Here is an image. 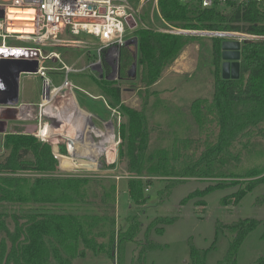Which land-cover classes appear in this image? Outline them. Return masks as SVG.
I'll return each instance as SVG.
<instances>
[{"label":"trees","instance_id":"obj_1","mask_svg":"<svg viewBox=\"0 0 264 264\" xmlns=\"http://www.w3.org/2000/svg\"><path fill=\"white\" fill-rule=\"evenodd\" d=\"M158 8L161 18L174 27L264 35L263 4L249 2L243 6L201 8L196 3L184 4L180 0H158ZM135 35L138 39L139 83L146 92L195 37L160 32L151 27L139 28ZM222 40L221 37L211 38L214 83L210 100L196 98L187 107H172L150 92L156 96L153 109L161 106L172 116V123L186 130L195 127L199 133L209 125L216 127L214 140L192 165L186 159L198 146L193 145L191 138H178L182 145L178 144L173 150L147 148L146 110L122 103L120 81L128 79L127 71L134 60L125 47L120 52L118 77H95L110 103L118 104L122 114L127 116V122L119 127V136L125 144L127 157V192L134 203L142 205L149 199L145 189L154 176L171 180L182 177L217 180L213 185L188 193L181 202L197 196L202 198L221 186L240 184V178L253 179L246 180L233 193L236 201L252 192L256 185L264 184V147L250 150L256 145L250 140L264 135V38L241 43L240 75L237 79H222L220 76ZM237 140L241 148L237 147ZM1 147L0 202L36 204L63 210L0 213V264H74L76 258L86 257L108 258L115 264H146V253L158 247L148 239L149 231L154 228L160 233L163 227H157L156 223H170L175 219L173 216H155L143 232L144 240L138 238L142 226L133 216L129 226L123 229L118 227L115 216L110 212L88 210L91 209L89 199L98 196L91 178L57 174L58 159L48 142L31 133L8 132ZM243 149L249 152L250 158L261 162L246 170H240L236 165L225 166L230 159H237ZM59 153L68 155L64 144L59 145ZM123 156L124 151L120 149L117 160ZM59 164L67 169L60 159ZM101 165L112 169L116 164L115 161L106 164L102 159ZM222 179L232 181L224 182ZM107 181V185L101 184L103 194L100 200L112 206L116 203L118 187L114 179ZM7 217L12 220V228ZM260 223L261 219L246 217L227 225V251L217 264H237L236 254L240 245ZM215 233H218L217 227ZM204 255L191 246L192 264H204ZM257 264H264V256L257 259Z\"/></svg>","mask_w":264,"mask_h":264},{"label":"rangeland","instance_id":"obj_2","mask_svg":"<svg viewBox=\"0 0 264 264\" xmlns=\"http://www.w3.org/2000/svg\"><path fill=\"white\" fill-rule=\"evenodd\" d=\"M128 1L135 9H139L140 3L138 0ZM139 15L141 19L138 21L139 26H141V23L151 28L165 26L158 6H154L152 2L145 4L140 9ZM193 35H195L193 41L187 46L189 52L186 62L184 60L185 64L187 61L190 63L189 67L191 71L188 73H173L174 71H169L168 67L161 77L151 85L147 92L144 88L140 87L138 66L135 78L122 79L120 81L122 87V103L136 109L144 107L146 110L148 130L147 148L152 150L155 147H166L167 149L173 150L178 144L182 145V142H178V138H191L194 143L193 145L197 144L198 146L197 150L186 159L187 163L191 165L199 159L206 146L214 140L216 127L209 125L201 133L195 127L186 130L179 124L172 123V116L170 117L169 114L162 110L160 105V107L153 109V102L156 98L155 94L172 107H187L196 98H207L209 100L212 98L214 83L212 71L214 65L211 53V38L214 36ZM77 37L88 40L89 42L95 41L93 36L86 34H80ZM11 43L17 45L22 44L19 42ZM47 50L59 52L60 58L64 63L77 68L76 71L68 74V78L73 84L76 100L82 108L92 114L94 123L99 127L96 128L93 126L89 129L85 139V136H78L76 131H71L66 126L64 128L65 132H62V136L64 134L74 136L75 142L79 144H76L75 151L71 155L68 153L66 157L75 159L73 161L92 160L94 158L92 154H88L89 156L86 159L82 156L87 152L85 149H89L87 147L85 148L86 143H89L90 140H94L95 143H101L103 136L100 134V131L104 132L103 134L105 135L108 134L102 128L103 125L98 118L113 121L116 138L114 143L112 141L105 145L106 148L104 151L103 149H99L100 152H104L103 158H101L100 154L94 153L98 157L95 168H73L70 164L71 161L66 159L67 163L71 166H67V169H65L60 166L58 159L57 174L84 175L91 178L94 191L98 193V196L95 199H89L88 204L91 205L89 206L91 209L88 210L100 213L110 212V214L115 216L118 227L123 229L129 226L131 223L130 218L133 216L141 222L142 230L138 238L143 240V232L155 216L175 217L170 223L163 224L162 222H158L155 224L157 227H163L162 232L158 233L154 228L149 231L148 239L158 244V247L146 253V264H192L193 260L190 257L191 246L197 248L201 253H205L204 264H217L227 251L228 235H225L227 232L226 226L233 224L241 218L254 217L261 219V223L246 235L236 254L237 264H257V259L260 256H264V239L262 238L264 232V184L256 185L252 192L247 193L240 200L236 201L233 193H235L241 184H245L246 180L253 179L240 178V184L221 186L202 198L197 196L181 202L182 198L187 196L188 193L201 190L208 185H213L217 180L197 177H182L171 180L154 176L151 179V183L145 189V193L149 195V199L142 205L134 203L129 199L128 192H124L127 190L128 180L126 168L127 157L125 154V144L119 136V127L121 123L127 122V116L122 114L120 108H118V104L114 105L111 103L110 105L116 110V113L112 115L111 110L104 103V99L107 101L108 99L95 81L96 72L88 66V60L96 56L95 48L54 46L47 48ZM125 51L133 56L137 52V48L135 49L133 46H130L126 47ZM47 65H51V63ZM51 66L59 67L60 62ZM181 69L184 70L185 67ZM47 72L53 84L57 85L61 83L64 77L63 71L50 69ZM21 80L27 91H33L36 88L41 93L42 81L36 78L33 73L21 74ZM150 92L155 94L152 95ZM24 131L27 132V130ZM8 132H21V128L15 127ZM28 133L35 132H31L30 130ZM80 133L83 134V131L81 130ZM3 138L4 136L0 143V159L2 158L1 146ZM88 138L90 139L89 141H87ZM250 142L256 143L253 148H251L252 146L250 147L251 152L256 148L264 147V135L254 136ZM236 144L238 148H241L238 140ZM110 149L113 151H110ZM120 149H123L124 156L121 159H116L117 163L115 160V167L112 169L102 167L101 160L104 159L106 164L111 163L112 160H109L111 155L113 156L114 154V157L116 155L118 156ZM241 152L237 159H230L229 163H226L225 166L228 164L236 165L240 170H246L256 163L261 162L257 158H250L247 150L243 149ZM233 153L235 152L233 151ZM116 176L119 178H116ZM108 179H114L118 187L116 203L112 206H107L100 200L101 194H103L101 184L107 185ZM222 180L224 182L232 181V179ZM201 200H204V203H200ZM49 210L61 211L63 209L44 208L36 204L0 202V213L8 215L11 213L22 214L31 211L48 212ZM6 220L10 228H12L13 223L11 218L7 217ZM216 227L218 228L217 234L215 233ZM131 245L133 247L135 246L134 243H131ZM73 262L74 264H115L113 260L108 258L90 257L82 259L76 258Z\"/></svg>","mask_w":264,"mask_h":264},{"label":"built area","instance_id":"obj_3","mask_svg":"<svg viewBox=\"0 0 264 264\" xmlns=\"http://www.w3.org/2000/svg\"><path fill=\"white\" fill-rule=\"evenodd\" d=\"M139 9H135L128 0H0L3 16L0 17V58L23 59L36 61L38 74L42 80L43 100L53 102L64 93L73 94V85L68 78L70 72L76 71L64 63L60 54L46 48L54 46H78L82 48H95L96 56L89 65L91 69H101L103 74L114 79L118 77L120 52L123 47L137 46L126 44L127 41L137 39L135 32L139 28H148L144 23L139 26L140 9L152 2L158 6V0H138ZM182 3H196L201 8L219 7L226 8L230 5H247L255 2L264 5V0H180ZM24 10L22 12H14ZM22 14V17L13 18L10 14ZM128 18L134 25L130 26ZM165 26H156L153 29L171 34H198L222 39L237 40L240 43L249 40L264 38V35L252 34L243 31H217V30H192L171 26L163 19ZM28 26V32L14 31L11 26ZM86 34L95 38L94 42L80 39L77 36ZM9 41V43H8ZM11 42H20L17 45ZM138 42V39H137ZM56 60L61 65L56 68L47 63ZM63 71L64 78L59 85L52 83L48 77V70ZM96 72V71H95ZM98 73L96 72V76ZM112 115L116 113L114 107L104 100ZM104 131L108 134L103 142L111 143L116 138L113 121L104 122ZM104 133V132H102ZM39 140L48 142V137L42 133H34ZM103 136V135H102ZM58 143V141H57ZM117 144V142H115ZM65 147L69 153L73 146L65 140ZM105 146L102 145L103 151ZM59 159V153L53 152ZM86 159V157H84ZM71 160H75L71 158ZM87 161V160H84ZM123 177V176H122ZM116 178H119L116 176Z\"/></svg>","mask_w":264,"mask_h":264},{"label":"crops","instance_id":"obj_4","mask_svg":"<svg viewBox=\"0 0 264 264\" xmlns=\"http://www.w3.org/2000/svg\"><path fill=\"white\" fill-rule=\"evenodd\" d=\"M187 46L181 51V53L175 59L173 64H171V66L169 67V71H174L173 73H179V72L188 73L189 71H191V69L189 67L190 63H188V61H187V63L185 64V62L187 60V55L189 52ZM46 50H47V48H46ZM91 60H92V58L88 60V63H90ZM184 60H185V62H184ZM57 62L58 61L53 60L50 63H51V65H56ZM47 64H49V63H47ZM60 65H61V63H60ZM53 67L58 68V66H53ZM182 67H185V69L184 70L181 69ZM74 69L77 70V68H74ZM94 71H96V70H94ZM23 73L27 74V73H33V72H25L24 71V72H20V74H19L18 88H17L18 102L14 106H17L20 108L19 114L23 116V119L16 120V121H12L11 119H9V122L7 123L6 133H8V131H11V129L15 128V127H20L21 132H23V133H28V131H30V130H31V132H35V133H37V132L42 133L43 132L42 134L46 135V137L49 138L48 143L51 145L52 152H54V153L55 152L59 153V145L60 144L65 145V140L67 139L69 144L73 146V150L71 153H69V151H67L71 155L75 151L76 146L79 144H77V142H75L74 136L72 137L69 134H66V135L64 134V136H62V132L64 131V128H66V126H68L71 131H74V132L76 131L78 136L79 135H81L83 137L85 136V139H86L87 131L89 129H91L93 126H95L96 128H99L94 123L92 114H90L86 109L82 108L78 104L76 97H75V94H74V91H73V94L70 96L68 94L64 93V96L58 97L53 102L47 101V102H45V104L42 107H40V104L42 103V100H43L42 99L43 98V94H42L43 91H41V93H40L36 88H34L33 91H27L26 87L23 85V81L21 80V74H23ZM33 74L36 76V78L41 80V78L38 74H36V73H33ZM71 83H72V81H71ZM57 85H59V84H57ZM2 88H3V90L4 89H6V90L3 91V94L0 96V99L6 103V105H5L6 107L11 106L9 104V102H11L14 99L15 95L11 90H9V88H6V86H3ZM107 99H108V101L106 99H104V100H106L107 103L111 104L110 103L111 101L109 100L108 97H107ZM5 115L7 117H13L15 115V113L8 112V113H5ZM24 117H27V118H24ZM98 120L102 123V125L104 124V122L110 121V120H105L102 118H98ZM59 125H60V127H59ZM9 127H10V129H9ZM102 128H103V126H102ZM23 129L27 130V132L24 131ZM81 130L83 131V134L80 133ZM60 132H61V134H60ZM31 134H34V133H31ZM100 134L103 135V138L105 137V134H103L101 131H100ZM3 136H5V134ZM89 140L90 139L88 138L87 141H89ZM57 141H58V143H57ZM60 141H62L63 143L62 142L60 143ZM93 142H94V140H93ZM97 144L105 146L107 144V142L101 141V143H97ZM86 147H87V145L85 146V148ZM94 148L95 147L85 149V151H87V152H86V154H84L82 156L88 158V156H89L88 154H92L94 158L90 161L97 164L96 160L98 161V157L96 155H94V153L95 154L98 153V155L100 154L101 158H103L104 152L99 151V149H100L99 146L97 148V151H94L93 150ZM110 151H113V150L111 149ZM59 155H60L59 159L61 160V162L66 167L67 166L70 167L71 165L73 166V164H72L73 161L71 160V158H68L64 155H61L60 153H59ZM108 156H110V155L108 154ZM66 159H69L71 161V163H70L71 165H69L67 163ZM116 159H117V155L114 157V154H113V156L111 155L109 160H112L111 161V163H112ZM124 192L127 193V190Z\"/></svg>","mask_w":264,"mask_h":264},{"label":"water","instance_id":"obj_5","mask_svg":"<svg viewBox=\"0 0 264 264\" xmlns=\"http://www.w3.org/2000/svg\"><path fill=\"white\" fill-rule=\"evenodd\" d=\"M3 16V10L0 8V17ZM130 26L134 23L131 18H128ZM128 45L134 44L137 46V39L127 41ZM240 47L241 43L237 40L223 39L221 41V64H220V76L222 79H237L240 75ZM137 52L133 54V62L131 63L128 71L127 77L135 78L137 71ZM37 70L36 61H27L23 59L14 58H0V96L3 94V86L9 88L14 93V99L9 102L11 106L6 107V103L0 99V143L4 134H6L7 123L9 119L12 121L21 120L23 116L19 114L20 108L14 106L17 104V88L18 79L20 72H35ZM98 73V78H107L101 69H94ZM24 109V108H23ZM13 112L15 115L13 117H7L5 113ZM27 118V117H24ZM73 161V160H72ZM73 168L77 169H93L96 164L92 161L77 160L73 161ZM71 167V168H72Z\"/></svg>","mask_w":264,"mask_h":264},{"label":"bare ground","instance_id":"obj_6","mask_svg":"<svg viewBox=\"0 0 264 264\" xmlns=\"http://www.w3.org/2000/svg\"><path fill=\"white\" fill-rule=\"evenodd\" d=\"M22 12V11H24V10H17V11H14V12ZM10 16L11 17H15V18H18V17H22V14H18V13H16V14H10ZM11 28L14 30V31H21V32H28L30 29H29V27L28 26H18V25H16V26H11ZM43 133V132H42ZM45 133V132H44ZM106 137V136H105ZM104 137V138H105ZM86 145H87V148H93V147H95L93 150L94 151H97V148H98V146L100 147V148H102V145H98L97 143H94L92 140L88 143H86ZM111 150V149H110Z\"/></svg>","mask_w":264,"mask_h":264}]
</instances>
